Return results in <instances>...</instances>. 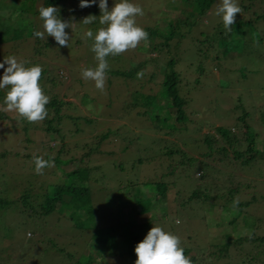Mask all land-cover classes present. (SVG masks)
<instances>
[{"label":"rangeland","instance_id":"rangeland-1","mask_svg":"<svg viewBox=\"0 0 264 264\" xmlns=\"http://www.w3.org/2000/svg\"><path fill=\"white\" fill-rule=\"evenodd\" d=\"M0 1L3 4L9 2ZM33 2L34 13H27L29 21L24 23L36 24L38 31H43V20L38 11L44 6L43 1ZM119 2L108 0L109 10L114 3ZM130 2L140 5L144 10L143 16L136 17L137 24L142 28L153 27L162 36L166 29L171 28L172 23L175 25L172 27L173 32H179L180 35L173 34L166 46L161 44L166 41L156 36L149 38L147 44L141 42L134 50L108 56L109 69L103 92L95 87L94 81L82 78V70L95 68L98 64L91 50L94 38H86L85 33L92 30L95 34L100 27H105L99 23V0L86 8L79 7L80 0H63L54 5L60 9L58 15L62 20L74 23L72 29H65L71 37L69 47L59 46L53 37H46V33L43 40L30 35L14 42L0 43V63L7 56H15L26 67L40 65L45 69L40 79L44 93L67 101L59 108L61 115L58 133L44 131L43 121L30 123L19 118L16 112L0 111V153L5 152L0 156V193L3 190L11 198L17 196L28 181L33 189L30 192L31 199L35 192L42 190L43 185L49 190V185L59 177V169L54 166L45 168L42 175L36 174L31 155H48L49 159L55 154L58 144L62 149L58 155L61 162L64 163L71 156L83 157L78 162L99 166V171L93 172L95 180H88L94 208L93 221L88 227L82 230L72 225L70 227L62 213H51L45 218L42 227L27 220L17 224L20 214L7 209L0 216L6 223L4 229H10L6 234L0 227V264H67L70 259L63 254L58 255L48 248H41L43 236L51 235L57 246L73 252L75 258L82 259L88 252L95 258V264L101 260L104 264H135L132 255L125 252V240L113 246L112 243L102 245L112 238L109 227L113 221L116 223V216L114 220L110 217L116 206L115 194L125 191L131 181L136 182L138 191L135 192V199L140 206L135 212L126 214V220L134 224L130 227L133 234L140 236L145 230L147 232L159 226L179 236L181 246L198 247L201 253H195L202 254L200 258H207L209 264H246L250 258L254 248L248 242L240 247L231 245L219 259L206 257V251L210 244L250 235L248 232L251 227H255L252 233H259L263 228L264 222H260V218L264 217V202L260 197L264 196V162L258 161L256 167L255 164L241 165L231 159L223 165L212 164L210 161L217 171H209L206 188L210 194L218 196L199 203L200 206L189 207L188 210L186 204L179 205L176 201L183 199L195 185V177L199 176L205 159L190 162L179 169L175 166L177 157L173 150L180 148L187 154L199 152L203 147L197 146L199 144L195 137L200 138L202 133L212 135L214 126L218 125L234 126L235 132V126L239 125L236 117L242 113L253 133V145L257 147L261 144L264 147V57L256 55V47L260 44L253 45L252 41L248 42L245 38L236 48L230 45V50L224 52L214 43L208 46L204 40L199 41L209 35L222 19L215 14L222 0H213L202 14H195V7L187 0ZM237 2L247 3L248 7L242 15L253 21L245 25L246 32L251 33L252 37L256 33L264 42V0ZM9 11L10 8L1 10L0 15L4 16ZM89 15L96 16L97 20L92 24L81 23ZM185 16H188L186 20L189 23L181 21ZM236 33L231 39L239 42L241 36ZM46 40L50 44L42 47ZM150 44L155 47L152 48ZM240 44L242 49H239ZM35 46L41 50L36 54ZM170 57L174 60L172 68L178 73V92L187 99L183 110L185 128L174 129L172 132L164 129L163 124L156 129L148 116L154 108L152 104L161 101V77L164 64ZM133 65L132 77L124 78L114 74L115 70H128ZM141 71L144 75L138 77ZM3 73L4 69H0V79ZM4 99L0 102V108L6 107ZM149 99H152L150 106L147 102ZM167 107L164 105L156 110L157 114L168 116L170 112ZM47 110V118H50L51 108ZM22 125H25V131L21 129ZM101 134L104 136L96 144V138ZM243 144L237 149L243 148ZM166 150L172 151L165 153ZM87 151L89 155L83 156ZM171 166L174 170L169 174L168 167ZM206 168L207 165H204ZM157 179L168 182L166 190H155L152 181ZM236 181L242 185H238L240 191L234 195L235 199H251L250 205L242 207L241 212L225 207V197H228L226 190L236 185ZM243 211H247L246 216ZM94 222L96 227H101L96 234L92 228ZM146 235H142L139 241ZM262 257L260 255L257 260ZM206 261L201 264H206Z\"/></svg>","mask_w":264,"mask_h":264},{"label":"trees","instance_id":"trees-1","mask_svg":"<svg viewBox=\"0 0 264 264\" xmlns=\"http://www.w3.org/2000/svg\"><path fill=\"white\" fill-rule=\"evenodd\" d=\"M33 1L34 0H9L8 4H3L0 1V11L6 10V8H10L11 10L8 13L6 12L4 16L0 15V43L14 42L19 39H23V37H29L30 35H33L34 31H38V27H36V24L24 23V21L29 19L26 14L34 13ZM42 1L44 6H54L63 0ZM187 1L189 4H192L195 7V14H202L208 9L210 3L213 0ZM246 5L247 3L239 4L243 11L241 14H237L236 21L232 26V31L229 32L225 30L223 26V21L222 19H220V21H218V23L214 26L213 31H211L209 35H205L206 37L202 38L199 41L204 40L208 46L214 43L216 46H218L221 51L225 52L227 49L231 48L230 45L236 48L237 44L243 43L246 38L248 42L252 41L253 45L254 43L255 45L256 43L260 44L259 46H261V49L258 48L259 46L256 47V55H262L264 57V42H262L260 37H257L256 33H254L252 37L251 33L249 34L248 32H246L245 25L247 23L251 24L253 22L250 17L245 18L242 15L245 12V9L248 7ZM187 18L188 16H185L184 19H182L181 21L184 23L185 21H187L189 23L190 21L186 20ZM242 25L244 26L240 28ZM170 26L171 28L166 29V32L162 36L153 27L144 26L143 29L149 33V38H155L156 36L161 37L163 41H166L165 43L161 42L162 46H166L167 40L170 39L173 34L180 35L179 32H173L174 28L172 27L175 26L174 24L171 23ZM235 32H237V35L239 34L241 36V40L239 42L233 41V39H231V36L235 34ZM229 39L230 41H228ZM49 44L50 41L46 40L41 46L46 47ZM150 45H152V48L155 47V45L153 44ZM239 49H242V44H240ZM39 51H41L39 46H35L34 53L36 54ZM173 62V58L170 57L164 64L165 69L162 73L160 82L163 86V91L160 95L161 98L159 99L161 100L159 102L160 104H152V99L147 100L148 106H150V104L154 105V108L148 114L149 119L152 120L153 126L157 127L156 129H158L161 128L163 124L164 129L169 130L171 132L174 129H179L181 127L185 128L184 122L186 121V117L183 110L187 102L186 96L178 92L177 86L179 79L178 73L172 68ZM134 68L135 67L133 65L128 70H115L114 74L122 76L124 78H129L132 77V72ZM44 70L45 69H43V72ZM8 91L9 88L0 89V102L3 101ZM49 97L50 103L46 105V107L51 108L52 114L50 118L46 117L43 120V122L45 123L43 130L47 132L50 131L58 133V124L61 115L59 114V108L61 105H65L67 101L57 99L54 95H50ZM164 105L168 106L167 108L170 112L168 116L158 115L156 112V110L161 109ZM142 114L145 113L142 111ZM244 116L245 114L242 113L241 115L236 117V120L239 125L237 124L238 127L235 126V132L233 131L234 126L224 127L218 125L214 126L212 135L202 133L200 138L195 137L196 142L199 144L197 146L203 147L201 150H199V152L197 151V153L187 154L180 148H178L179 150H173L176 154L175 156L177 157V163H175V166L179 167V169H181L183 166L185 167L190 162H201L204 159L205 161L204 163L202 162V164L207 165L206 169H204V165H202V169L200 168L199 170V176L195 177L197 182L187 191L183 199L181 198V200L176 201L179 205L186 204V208L189 210V207L192 208V206H200L201 203L210 199H214V197L218 196L216 194H210L209 190L206 188L208 184V182L206 181L209 175V171H217V168L211 165L210 161H212V164L223 165L225 161L231 159V161L237 162L241 165L255 164L256 167L258 161L264 162V147L261 146V144H259V146L257 147L253 145V133L249 129L248 124L244 121ZM21 129L25 131V125H22ZM103 136L104 134H101L99 137H97L95 143H100ZM219 142H221V144ZM242 142L244 143L243 148L237 149V147H240ZM51 145L53 146V143ZM58 146L55 147V154L51 156V158L54 160L55 167L58 168L60 171L57 181L52 182L49 185V190H46L45 186L43 185L42 190H38L40 191L38 193L35 192L34 198L32 199V194L30 192L33 189H31V183L29 181L24 184V187L21 188L19 194H17V196L15 195L16 197L14 196L11 198L7 196L6 191L2 190V193H0V216L2 215L1 213H4L5 210L11 209L12 212H17V215L20 214L17 217V224H19V222L22 223L27 220L32 223H38V225L42 227L43 222H45V218L49 217V215H52L53 213H57V215L62 213L63 217L67 219L70 227L72 225L78 228L79 230H82L88 227V224H91V222L93 221L92 217L94 216V208L90 199L88 180H95L93 172L99 171V166L95 164L91 165L89 163L78 162L83 159V157L75 158L72 156V158H67L66 161H64L63 163L59 160L61 158L58 155L60 154V151L62 149L60 148V146ZM171 151L172 150H166L165 153H170ZM4 154L5 152H2L0 153V156H3ZM87 154L89 155V151L85 152L83 156ZM24 156L28 157L27 154H24ZM34 156L38 155H31L32 162H34ZM44 158L47 160L48 155ZM86 158L88 160V157ZM137 160L140 161V158H138ZM68 165L70 167L65 168ZM60 166L61 168H59ZM173 170L174 168L172 166L168 167L169 174H171ZM201 177L202 180H200ZM152 183L153 187L158 192H160L161 189L166 190L168 186V182L162 179H157L155 181H152ZM38 184L42 185L41 182H38ZM135 184L136 182L131 181L127 185L128 187L126 186L125 191H121V193L119 192V194H115L116 206L114 209H112L110 217H112L114 220V216H116V223L114 224L113 221V223L109 227L112 238L109 241L103 242L104 244L102 245L108 246L107 243H112L111 245L113 246L115 245V243L117 245L118 242L125 240V242H127V246H124L125 252L127 254H131L133 260L136 261L137 256L134 251L135 246L140 242V237H142V235L144 234H147L148 231L146 232L145 230L144 234L137 236L132 233V230H130V227L134 224L132 225L131 222L129 223V221L126 220V214H131V212H135L136 210L140 209V206H138V203L135 199V192L138 191V189H136L137 187L135 186ZM240 184L242 185L240 181H236V185L226 190V195H228V197H225V207L236 209V211L238 212L242 211V207H247L251 203V199H248L246 201L235 199L234 195L238 194V192L240 191V188L238 187V185ZM260 198L261 200L263 199L264 202V196L261 195ZM234 200L239 201V203L235 206H233ZM219 206L222 207L224 205ZM244 213L246 216L247 211H245ZM247 215L249 217V214ZM261 221L264 222V217L260 218V222ZM5 224L6 223L4 222V219L0 217V227H2V230L5 228ZM94 225L95 222L93 223L92 228H94L93 233L96 234L101 230V227H96V225L94 227ZM254 228L255 227H251L249 229V237H247L248 235H241L233 238L230 241H226L220 244L208 245L206 257L213 256L219 259L224 254H226L227 249L231 245H237V247H240L241 244H245L244 242H248L250 246H252L254 249L251 250L252 252L249 255L250 258L248 261H246V264H255L257 262L259 264H264V224L263 228H261V231L259 233H252V231L254 232ZM9 230L4 229L3 232L8 234ZM51 237L53 236H43L44 241L42 242L43 245L41 246V248H48L53 253L55 252L58 255L63 254L64 256H66V258L70 259V262H68L67 264H95L93 263L95 258L91 256L88 252L86 256H84V258L82 259L79 257L75 258L73 256V252L64 251L62 249V246H57ZM182 247L184 248L185 255L191 258L192 264H201L203 261L207 260V258H204L203 256L200 258L202 254H197L198 252L201 253L198 247H194L193 245H187ZM193 250L194 252H191ZM260 255L263 257L260 260H257ZM98 264H104V261L101 260L100 262H98ZM206 264H209V261H206Z\"/></svg>","mask_w":264,"mask_h":264},{"label":"clouds","instance_id":"clouds-1","mask_svg":"<svg viewBox=\"0 0 264 264\" xmlns=\"http://www.w3.org/2000/svg\"><path fill=\"white\" fill-rule=\"evenodd\" d=\"M96 3L97 0H80L79 7H91ZM98 6L101 11L99 23L105 27H100L95 34L92 30L85 33L86 38H94L91 50L95 53L98 64L95 68L82 70V78L94 81L95 87L103 92L109 69L107 57L134 50L141 42L147 44L149 33L136 22L137 16L144 15L140 5L133 4L130 0H120L109 10L108 0H99ZM38 11L43 20V31H34L33 35L42 40L51 36L59 46L69 47L71 37L65 29H72L74 23L62 20L58 15V7L41 6ZM242 11L237 0H222L215 14L222 17L224 29L230 32L237 14ZM96 20V16L89 15L81 23L92 24ZM0 69H4L0 89L9 88L4 99L6 107L0 108V111L16 112L19 118L30 123L43 121L48 116L46 105L50 103V97L44 93L40 84L43 68L40 65L26 67L15 56H7L0 63ZM137 75L143 77L144 73L141 71ZM33 159L36 174L42 175L45 168L55 166L52 158L46 160L43 156H34ZM238 203V200H234L233 206ZM134 251L137 256L135 264H192L191 258L185 255L179 236L166 232L159 226L152 227L135 246Z\"/></svg>","mask_w":264,"mask_h":264}]
</instances>
